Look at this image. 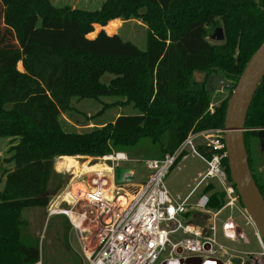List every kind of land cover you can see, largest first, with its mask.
Returning <instances> with one entry per match:
<instances>
[{"label": "trees", "instance_id": "obj_1", "mask_svg": "<svg viewBox=\"0 0 264 264\" xmlns=\"http://www.w3.org/2000/svg\"><path fill=\"white\" fill-rule=\"evenodd\" d=\"M114 19L142 21L146 48L110 35L119 23ZM96 24L109 34L101 29L92 38ZM216 27L223 29V41L210 38ZM263 41L264 0H105L95 10L51 0H0V145L9 139L1 160L9 167L0 178V264H39V246L23 239L22 212L47 207L56 193V158L132 152L145 138L152 159H159L190 132L224 129L233 90L211 112L209 77L222 72L236 84ZM196 70L207 73L200 82ZM107 73L114 76L108 84L102 81ZM109 96L122 99L104 103L101 111L122 104L138 112L84 131L65 127L62 115L74 110L72 98ZM245 127L251 171L264 195V174L251 155L263 150L264 78ZM224 165L235 187L228 158ZM204 188L210 207H222L223 193L212 192V183Z\"/></svg>", "mask_w": 264, "mask_h": 264}, {"label": "built area", "instance_id": "obj_2", "mask_svg": "<svg viewBox=\"0 0 264 264\" xmlns=\"http://www.w3.org/2000/svg\"><path fill=\"white\" fill-rule=\"evenodd\" d=\"M209 109L213 111L212 104ZM223 135L224 129L190 132L173 153L146 160L150 173L146 181L139 183H119L116 179V169L128 159L125 153L100 157L108 163L109 170L74 174L70 185L49 201L47 219L62 215L69 220L81 242L86 264H156L158 260L160 264H228L224 258H231L232 253L219 241L217 227L222 222V211L233 207L239 198L225 169ZM189 151L205 163L206 169L199 173L193 189L181 198L170 192L164 179L181 154ZM132 174L135 179L134 169ZM214 179L223 186L219 189L225 197L223 206L210 207L211 194L205 192L191 202L198 188ZM186 214L190 219L183 224L179 217ZM198 215L212 225L194 223ZM232 225L223 223L222 232L233 240ZM258 236L264 255V242ZM169 247L168 254L160 259Z\"/></svg>", "mask_w": 264, "mask_h": 264}, {"label": "rangeland", "instance_id": "obj_3", "mask_svg": "<svg viewBox=\"0 0 264 264\" xmlns=\"http://www.w3.org/2000/svg\"><path fill=\"white\" fill-rule=\"evenodd\" d=\"M57 5H70L72 7H80L89 10L99 9L105 0H51ZM41 21L38 23V28H41ZM108 25V24H107ZM105 27L99 25L94 26L92 32V38ZM107 32V31H106ZM147 26L140 20L130 19L128 21H120L118 26L114 29L113 34H118L123 40L130 41L138 48L144 50L147 44ZM108 33V32H107ZM109 34V33H108ZM88 38L89 34L87 35ZM222 75V72L213 73V75ZM114 76L112 74H105L102 77V81L106 84ZM204 75L201 73L194 74V80L202 81ZM221 90V91H217ZM213 99L211 104L214 108L219 105L220 101L229 96V89L212 88ZM120 97H102L99 100L94 99H82L72 98L71 104L74 110L66 112L62 115L65 127L68 130L76 129L77 131H84L86 128L96 126L98 124L108 123L113 121L118 115L121 114H134L138 111L133 105H108L105 110L103 109L104 103L111 104L116 100H120ZM100 112V113H99ZM90 116L92 119H90ZM89 123V124H87ZM9 139H2L0 145V178L3 170L9 167V163H2L1 160L8 156L7 148L9 145ZM152 145L147 139H142L136 146L131 148L132 152H123L127 155L128 159L121 163L123 167H129L135 171L134 183L146 181L149 176V170L146 167V160L155 158L151 156L153 154ZM156 154V153H155ZM253 164L257 168L260 164V173L264 174V149L262 154H251ZM261 158H260V157ZM70 157V156H69ZM260 158V159H259ZM58 158L55 160V170L58 174L53 181V187L57 188L56 193L63 191L73 181L74 174H85L94 171L109 170L108 163L103 162L100 157L91 156H71V158H64L63 161L58 162ZM107 164V165H106ZM67 168V169H66ZM206 169L205 163L191 151L185 153L171 168L170 172L164 179L167 188L170 192L181 198L192 189L198 181V175ZM260 175V174H259ZM72 180V181H71ZM78 181V180H77ZM212 183L219 189L223 186L218 184V180H212ZM75 184V183H74ZM74 184L72 186H74ZM1 187V184H0ZM79 187V186H77ZM204 186H200L195 196L191 199V202L196 201V197L200 193H204ZM55 193V194H56ZM210 194L209 191L205 192ZM53 197V195H52ZM51 197V198H52ZM51 200V199H50ZM243 206V205H242ZM245 213L244 207L241 208ZM224 213V214H223ZM229 215L236 217L238 221L245 225V218L241 216L236 210L230 212V210L223 211L221 213L222 218H226ZM247 215V213H246ZM22 216L26 223L23 227V239L30 244H37L40 249V262L39 264H86L85 256L81 248V242L76 232L69 225L68 221L62 215L53 216L47 219V207H27L23 210ZM179 219L185 224L190 216L188 214L180 216ZM221 223H218L219 237L222 234ZM245 233L249 239L248 243L239 242L237 245L241 252H259L261 251L260 245L257 241V237L254 231L247 226H244ZM88 245L89 241L86 242ZM231 244L230 242H227ZM92 247V246H90ZM170 251L168 248L165 255H162L160 259L164 258ZM156 264H160V260Z\"/></svg>", "mask_w": 264, "mask_h": 264}, {"label": "water", "instance_id": "obj_4", "mask_svg": "<svg viewBox=\"0 0 264 264\" xmlns=\"http://www.w3.org/2000/svg\"><path fill=\"white\" fill-rule=\"evenodd\" d=\"M210 38L215 41H223L225 38L223 29L216 27ZM239 52L240 45L238 42L236 55ZM195 73H201L205 77L207 75L206 72L200 70H196ZM263 78L264 41L251 55L236 84H233L225 76L216 74L213 76L210 75L208 87L210 90L212 88L233 90L226 109L223 135L230 177L235 184L238 197L241 200L247 216L254 224L264 242V195L258 187L251 171L245 142V132L248 130L245 127L248 110ZM116 179L119 183L133 181L132 169L129 167H118L116 169ZM194 223L206 227L212 225L210 220L200 215L194 218ZM254 261L256 260L254 259Z\"/></svg>", "mask_w": 264, "mask_h": 264}, {"label": "flooded vegetation", "instance_id": "obj_5", "mask_svg": "<svg viewBox=\"0 0 264 264\" xmlns=\"http://www.w3.org/2000/svg\"><path fill=\"white\" fill-rule=\"evenodd\" d=\"M259 135V138L261 140V143H260V148L261 149H264V134H258ZM241 208H243L242 206V203L240 201L236 202V204L231 207V208H227L225 209L224 211L226 210H230V212L232 213V211L236 210L241 216H245L247 218H249L246 213L241 210ZM229 222L230 223H233V225L231 226V232H233L234 234V239H225L226 241L232 243V244H238L239 242L243 241V243H248L249 242V239L247 237V234L244 233L241 228L236 225L237 224V221L238 219L236 217H233V215H229L227 216V218H229ZM250 220V218H249ZM250 222L252 223V221L250 220ZM251 226L253 227L254 224ZM255 227V226H254ZM256 229V228H255ZM223 236H224V233H223ZM225 237V236H224ZM232 257H231V260L229 261V264H264V255H261L258 256V254H256L255 252H241L240 250H235L234 248L232 249ZM254 259L256 261H254Z\"/></svg>", "mask_w": 264, "mask_h": 264}, {"label": "crops", "instance_id": "obj_6", "mask_svg": "<svg viewBox=\"0 0 264 264\" xmlns=\"http://www.w3.org/2000/svg\"><path fill=\"white\" fill-rule=\"evenodd\" d=\"M111 21H122L121 19H114V20H111ZM97 25V24H96ZM100 26V25H99ZM102 27V26H101ZM217 91H221V90H217ZM1 164V163H0ZM0 184H1V186H2V182L0 181ZM213 184V183H212ZM214 186H215V189H213L212 190V192L213 191H219V188L218 187H216V185L215 184H213ZM0 189H1V187H0ZM193 189V188H192ZM192 189H190V191L192 190ZM198 190H199V188H198ZM197 190V191H198ZM189 191V192H190ZM188 192V193H189ZM205 192V191H204ZM219 192H221V191H219ZM187 193V194H188ZM186 194V195H187ZM211 194V193H210ZM185 195V196H186ZM194 197V196H193ZM192 197V198H193ZM223 197H224V195H223ZM224 201H225V197H224ZM214 209H216V208H214ZM218 209V208H217ZM225 209H227V208H225ZM224 209V210H225ZM223 210V211H224ZM222 211V212H223ZM224 214V213H223ZM243 218H245V225H242L239 221H237V224L236 225H238L240 228H241V230L245 233V228H244V226H247V227H249L250 229H252L253 231H254V234H255V236L257 237V241H258V243H259V245H260V248H261V251H259V252H255L256 254H258V256H260V254H261V252H262V244H261V241H260V238H259V236H258V234H257V230L255 229V227L253 226H251V224L253 225V223H251L250 222V220H249V218H247V217H245V216H243ZM221 219H222V222H220L221 223V226H222V224L223 223H225V222H229V220H228V218L226 217V218H222L221 217ZM222 228V227H221ZM233 233V232H232ZM217 236H218V239H219V241L224 245V246H226L229 250H230V253H233L232 252V249L234 248L235 250L237 249V250H239V248H238V246L237 245H234V244H229V243H227L228 241H226L225 239H226V237H224L223 236V232H222V234H221V237H219L220 235H219V231L217 232ZM224 260L226 261V260H228V264H229V261L231 260V258H224ZM227 264V263H226Z\"/></svg>", "mask_w": 264, "mask_h": 264}, {"label": "bare ground", "instance_id": "obj_7", "mask_svg": "<svg viewBox=\"0 0 264 264\" xmlns=\"http://www.w3.org/2000/svg\"><path fill=\"white\" fill-rule=\"evenodd\" d=\"M105 164V163H104ZM107 165V164H106ZM67 169V168H66ZM95 172V171H94ZM73 174H76V172L72 171Z\"/></svg>", "mask_w": 264, "mask_h": 264}]
</instances>
